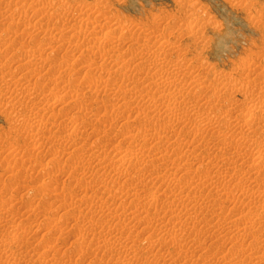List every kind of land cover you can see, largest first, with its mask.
Here are the masks:
<instances>
[{"label": "rangeland", "instance_id": "rangeland-1", "mask_svg": "<svg viewBox=\"0 0 264 264\" xmlns=\"http://www.w3.org/2000/svg\"><path fill=\"white\" fill-rule=\"evenodd\" d=\"M263 69L264 0H0V264H264Z\"/></svg>", "mask_w": 264, "mask_h": 264}, {"label": "bare ground", "instance_id": "bare-ground-1", "mask_svg": "<svg viewBox=\"0 0 264 264\" xmlns=\"http://www.w3.org/2000/svg\"><path fill=\"white\" fill-rule=\"evenodd\" d=\"M46 8H47V6H46ZM43 11H44V12L46 11V14H47V10H44V8H43ZM48 11H49V9H48ZM41 12H42V11H41ZM44 12L41 13V15H42V14H43V15H46V14H44ZM52 13H53V15H54V12H53V11H52ZM49 14L52 15L51 12H50ZM53 15H52V16H53ZM56 15H57V12H56ZM47 16H48V15H47ZM80 26L82 27L83 25H80ZM79 28H80V27H79ZM82 28H83V27H82ZM82 28H81V29H82ZM187 28H188V27H187ZM81 29H80V30H81ZM189 29H190V27L188 28V30H189ZM80 30H79V29L76 30V31H77V34H78V33H81V32H79ZM82 31H85V30L82 29ZM74 33H75V32H74ZM82 33H84V32H82ZM140 33H142V32H140ZM140 33H139L138 36H137V33H136V37H135V38H136V42H134V44H135V43H137V44L140 43V49H144V48H146V46L148 45L149 42L147 43V41H148V40L150 41V38L147 39L146 37H143V36H144L143 34H142V36H141ZM73 35H74V34H73ZM75 35H76V34H75ZM75 35H74V36H75ZM79 35H80V34H78V36H79ZM145 35H146V33H145ZM78 36H77V37H78ZM80 37H81V35H80ZM130 37L133 38L132 36H130ZM135 38H133V39H135ZM133 39H132V41H133ZM104 40H105V39H104ZM156 41H157V39H156ZM156 41H155V42H156ZM158 41H159V40H158ZM161 41H162V40H161ZM164 41H165V40H164ZM164 41L157 43V44H159V45H158L159 47L161 46V47L159 48V50L161 49V50H160L161 52L163 51L162 45H167V43H168V42H167V43H166V42L163 43ZM103 42H104V41H103ZM150 42H151V41H150ZM137 44H136V45H137ZM149 44H150V43H149ZM152 44L155 45L154 41H153ZM169 45H172V44L169 43ZM137 46H138V45H137ZM151 46H152V45H151ZM100 48L102 49V47H100ZM129 50H130V49H129ZM145 50H146V49H145ZM155 50H156V48H155ZM143 51H144V50H143ZM153 51H154V50H153ZM153 51H152V53L156 52L157 50L154 51V52H153ZM129 52H130V51H129ZM168 52H170V51H167V53H168ZM172 52H174V51H172ZM172 52H171V55H172ZM130 53H132V52H130ZM141 53H142V51H141ZM152 53H151V54H152ZM157 53H158V52H157ZM162 53H164V51H163ZM162 53H159L158 55H160V54H162ZM174 53H175V52H174ZM128 54H129V53H128ZM151 54H150V55H151ZM118 55H119V54H118ZM118 55L116 54L115 57L117 58ZM123 55H124V54H123ZM123 55L121 54V56H123ZM132 55H133V53H132ZM144 55H145V54H144ZM158 55L155 54V55H153V57H151V60H150V62H149V64H150L149 67L147 66L148 64H147V65L145 64L146 67H148V69H147L146 71L143 70V73H144V71H145V73H144L145 75H146V74H149V73H151V75H152V73H153V75H154V74L156 75V74L158 73V74H160V75L163 77V79H164V77L167 76V74H169V73H167L166 75L164 74V73H166L165 70L163 71V69H164V64H163V62L165 61V60H164L165 58H164V56H163V59H162V60H164V61H161V58H162V57H160V56H158ZM164 55H166V54H164ZM169 55H170V54H168V56H169ZM127 56H128V55H127ZM127 56H126V58H125V56H123L122 59L125 58V61H126ZM129 56H130V55H129ZM172 56H173V55H172ZM175 56H176V54L174 55V57H175ZM46 57H47V56H46ZM119 57H120V56H119ZM143 57H144V56H143ZM111 58H113V56H112ZM128 58H130V57H128ZM131 58H132V57H131ZM167 58H168V60H169V57H166V60H167ZM46 59H47V58H46ZM46 59H45V60H46ZM119 59H120V58H119ZM45 60H44V61H45ZM112 60H113V59H112ZM114 60H115V59H114ZM114 60H113V61H114ZM127 60H130V59H127ZM147 60H148V57H147ZM115 61H116V60H115ZM119 61H121L122 63H124V61H122L121 59H120ZM130 61H132V60H130ZM130 61H126V62H130ZM136 61H137V60H136ZM138 61H139V59H138ZM142 61H145V59L142 60ZM142 61H141V62H142ZM45 62H46V61H45ZM133 62H134V61H133ZM133 62H132V63H133ZM180 62H181V61H180ZM182 62H183V61H182ZM110 63H111V61H110ZM113 63L115 64V63H118V62H117V61H116V62H112V64H113ZM122 63H120V64H121V65H119L120 67L122 66ZM136 63H137V62H136ZM139 63H140V62H139ZM139 63H138V64H139ZM147 63H148V62H147ZM165 63H166V65H167V62H165ZM175 63H176V62H175ZM184 63L187 64L186 62H184ZM127 64L129 65V63H127ZM127 64L124 63V65H127ZM130 64H131V62H130ZM138 64H135L136 66L131 64V66H132V67H134V66H135V67L140 66V65H138ZM140 64H141V63H140ZM176 64H177V63H176ZM176 64H174L175 66H174V65H172V66H174V67L177 69L178 67H176ZM180 64H182V63H180ZM188 64H189V63H188ZM188 64H187V65H188ZM22 65H23V62H22ZM115 65H116V64H115ZM124 65H123V66H124ZM183 65H184V64H183ZM187 65H186V67H188ZM189 65H190V64H189ZM116 66H118V65H116ZM123 66H122V68H123ZM131 66H130V67H131ZM143 66H144V65H143ZM190 66H191V65H190ZM190 66H189V67H190ZM124 67H125V66H124ZM126 67H127V66H126ZM126 67H125V68H126ZM130 67H128V68H130ZM132 67H131V69H132ZM135 67H134L133 69H135V71H136V68H135ZM144 67H145V66H144ZM174 67H173V68H174ZM179 67H180V69H178V70L183 74L184 77H185V75H186L187 73H188V74L191 73V72L189 73L188 70L186 71V69H185L184 67H182L181 65H180ZM192 67H193V66H192ZM125 68L122 69V70L126 71ZM140 68H141V67H140ZM173 68H171V69L173 70ZM133 69H132L131 71L128 69V70L131 72V75H132V71H133ZM137 69H138V68H137ZM142 69H145V68H142ZM142 69H141V70L139 69V70L142 71ZM128 70H127V72H128ZM139 70H138L137 72H139ZM172 70H171V71H168V72H172ZM192 70H193V69H192ZM192 70H191V71H192ZM263 70H264V69H263ZM162 71H163V72H162ZM174 71H175V70H174ZM122 72H123V71H122ZM176 72H177V70H176ZM176 72H175V73H176ZM133 73L135 74L136 72H133ZM162 73H163L165 76H163ZM178 73H179V72H178ZM0 74H1V73H0ZM126 74L128 75V73H126ZM136 74H137V73H136ZM136 74H135V76H136ZM158 74H157V75H158ZM188 74H187V75H188ZM127 75H126V76H127ZM139 75H140V74H139ZM172 75H175V74L172 73ZM172 75H171V77H172ZM178 75H179V74H178ZM178 75H177V78H178ZM120 76L123 77V75H121V74H120ZM124 76H125V73H124ZM126 76H125V77H126ZM128 76H130V75H128ZM132 76H133V75H132ZM135 76H133V77L130 76L129 78H130V79H131V78L134 79ZM146 76H148V75H146ZM146 76H145V77H146ZM161 76H160V78H161ZM175 76H176V75H175ZM138 77H139V76H137L136 79H138ZM140 77H143V76H140ZM149 77H150V76H149ZM151 77H152V76H151ZM158 77H159V75L157 76V78H158ZM168 77H170V75H169ZM168 77H167V78H168ZM180 77H181V76H180ZM188 77H189V75H188ZM129 78H128V79H129ZM152 78H154V76H153ZM157 78H156V76H155L154 79H157ZM125 79H126V78H125ZM141 79H143V78H141ZM146 79L148 80V78H146ZM149 79H150V78H149ZM163 79H162V80H163ZM178 79H179V78H178ZM180 79H181V78H180ZM195 79H196V78H195ZM109 80H110V79H109ZM126 80H127V79H126ZM126 80H124V81H126ZM134 80H135V79H134ZM134 80H133V81H134ZM144 80H145V79H144ZM144 80H143V81H144ZM162 80L160 79L161 82H162ZM192 80H193V79H192ZM250 80H252V79H249L248 81H250ZM110 81H111V80H110ZM122 81H123V79H122ZM135 81H136V80H135ZM135 81H134V82H135ZM141 81H142V80H141ZM177 81H178V80H177ZM180 81H181V80H180ZM180 81H179V82H180ZM197 81H199V83H200V79L197 80ZM236 81H238L237 78H236ZM248 81H247V83H248ZM111 82H112V81H111ZM111 82H110V83H111ZM131 82H132V81H131ZM146 82H147V81H146ZM158 82H159V81H158ZM164 82H165V81H164ZM164 82H163V83H164ZM169 82H171V83H169V84H171L172 86H178V84H179L178 82L176 83V80H175V79L172 80V81L170 80ZM183 82H185V81H183ZM193 82H194V81H193ZM195 82H196V81H195ZM195 82H194V83H195ZM201 82H203V81H201ZM244 82H245V81H244ZM253 82H255V81H253ZM253 82H250V84H252ZM256 82H257V81H256ZM112 83H113V82H112ZM121 83H123V82H121ZM155 83H156V82H155ZM186 83H188V82H186ZM167 84H168V82H167ZM167 84L164 83L163 85H165V87H166ZM182 84H183V83H182ZM196 84H198V82H197ZM203 84H204V83H203ZM227 84H228V82H227ZM229 84H230V83H229ZM229 84H228V86H229ZM236 84H237V83H236ZM250 84H248V85H250ZM263 84H264V82H263ZM149 85H150V84H149ZM157 85H159V84H157ZM179 85H180V84H179ZM201 85H202V84H201ZM201 85H200L198 88L202 87ZM237 85H239V84H237ZM245 85H246V84H245ZM253 85H254V84H253ZM253 85H252V86H253ZM147 86H148V85H147ZM172 86H171L170 88H172ZM195 86H198V85H195ZM203 86H204V85H203ZM228 86H227V87H228ZM230 86H231V85H230ZM239 86H240V85H239ZM151 87H152V85H151ZM155 87H156V85H155ZM155 87L153 86L154 91L156 92ZM163 87H164V86H163ZM225 87H226V86H225ZM225 87H224V88H225ZM241 87L243 88V85H241ZM262 87H263V85H262ZM262 87H261V88H262ZM141 88H143V87H141ZM141 88H140V89H141ZM147 88H148V87H147ZM170 88H168V89H170ZM175 88H177V87H175ZM182 88H183V86H182ZM182 88H181V89H182ZM211 88H212V87H211ZM236 88H237V86H236ZM242 88H241V89H242ZM244 88H245V87H244ZM247 88H248V87H247V85H246V89H247ZM140 89L138 90V93L142 92V90H143V89H142V90L140 91ZM145 89H146V88H145ZM145 89H144V90H145ZM149 89H150V88H149ZM149 89H148V92H149ZM151 89H152V88H151ZM157 89H159V88H157ZM181 89H180V90H181ZM227 89H228V88H227ZM231 89H232V87H231ZM231 89H230V87H229V90H231ZM239 89H240V88H239ZM144 90H143V91H144ZM164 90H165V88H163V91H164ZM173 90H174V88H173ZM177 90H179V89H177ZM182 90H183V89H182ZM235 90H236V89H235ZM146 91H147V90H146ZM169 91H170V90H169ZM169 91H167V92L169 93ZM171 91H172V89H171ZM150 92H151V91H150ZM152 92H153V91H152ZM157 92H158V91H157ZM157 92H156V93H157ZM165 92H166V90H165ZM167 92H166V93H167ZM173 92H175V90L172 91V94L174 95ZM177 92H178V91H177ZM181 92L183 93V91H181ZM146 93H147V92H146ZM217 93H218V92H217ZM142 94H143V93H142ZM142 94H141V95H142ZM147 94H148V93H147ZM147 94H146V95H147ZM150 94H151V93H150ZM154 94H155V93H154ZM163 94H165V93L163 92ZM163 94H162V96H165V95H163ZM169 94H170V93H169ZM178 94H179V93H178ZM183 94H185V93H183ZM187 94H188V93H187ZM143 95H144V94H143ZM146 95H145V96H146ZM152 95H153V93H152ZM152 95H150V96H152ZM167 95H168V94H167ZM179 95H182V94H179ZM214 95H216V94H214ZM219 95H220V94H219ZM169 96H170V95H169ZM174 96H176V95H174ZM141 97H142V96H141ZM166 97H168V96H166ZM181 97H182V96H181ZM143 98H144V97H143ZM170 98H172V96H171ZM170 98H169V99H170ZM176 98H177V97H176ZM183 98H184V97H183ZM177 99H178V98H177ZM180 99H181V98H180ZM180 99H179V100H180ZM171 100H173V99H171ZM219 100H220V98H219ZM173 101H174V100H173ZM175 102H176V101H175ZM178 102L180 103V101H178ZM262 102H263V101H262ZM230 103H232V102H230ZM7 104H8V103H7ZM250 104H251V103H249V106L247 107V110H246V111H243V110H242V112L240 111V113H239L240 118H241L242 120L245 121V123L243 122L245 125L248 124L249 122H251L253 118H257L255 115H254V117H253V114L255 113L254 110H255V109L257 108V106H259V105H257V103H256V106L254 105V103L251 104V105H250ZM263 104H264V103H263ZM230 105H231V104H230ZM52 106H54V105H52ZM48 107H49V106H48ZM192 107H193V106H192ZM261 107H262V106H261ZM261 107H260V108H261ZM187 108H188V107H187ZM258 108H259V107H258ZM49 109H50V108H49ZM190 109H191V108H190ZM230 109H232V110L234 111V108H233V107H231ZM46 110H47V109H46ZM187 110H188V109H187ZM192 110H193V108H192ZM194 110H196V108H194ZM226 110H229V109H226ZM239 110H240V109H239ZM259 110H260V109H259ZM261 110H262V108H261ZM261 110H260V111H261ZM196 111H197V110H196ZM198 111H199V110H198ZM253 111H254V113H253ZM185 112H186V111H184L183 113H185ZM187 112H189V110H188ZM234 112H238V109H237L236 111H234ZM234 112H233V113H234ZM181 113H182V112H181ZM189 113H191V111H190ZM193 113H194V112H193ZM198 113H199V112H198ZM198 113H197V115H201V119H200L199 116H198L197 119H200V120L204 119V121H205V120L210 121V118H211V120L213 119L212 117H210V116H209L208 114H206V113H201V114H200V113L198 114ZM229 113L231 114V112H229ZM229 113H228V114H229ZM178 114H179V113H177V117H178ZM182 115H183V114H182ZM182 115H179V116L181 117ZM185 115H186V114H185ZM188 115H189V114H188ZM225 115L227 116V113H225ZM225 115H224V116H225ZM224 116H223V118H224ZM174 117H175V115H174ZM177 117H175V118L177 119ZM185 117H186V116H185ZM234 117H235V116H234ZM175 118H174V119H175ZM187 118H189V117H187ZM235 118L237 119V117H235ZM37 119H38V118H37ZM182 119H185V118L182 117ZM241 119H238V120H241ZM263 119H264V118H263ZM177 120H178V119H177ZM180 120H181V119H180ZM213 120H214V119H213ZM213 120H212V121H213ZM260 120H261V119H260ZM34 121H36V120H34ZM172 121H174V120H172ZM178 121H179V120H178ZM191 121H192V120H191ZM204 121H198V122H201V123H202V122H204ZM216 121H217V120H216ZM222 121H223V120H222ZM37 122H38V121H37ZM39 122H40V121H39ZM170 122H171V121H170ZM196 122H197V121H196ZM213 122H215V120H214ZM213 122H212V123H213ZM253 122H254V121H253ZM28 123H29V122H28ZM190 123H191V122H190ZM205 123H206V122H205ZM208 123H211V122H208ZM215 123H217V122H215ZM263 123H264V121H263ZM263 123H260V124H263ZM31 124H32V122H31ZM184 124H185V123H184ZM202 124H204V123H202ZM254 124H256V123H254ZM185 125H186V124H185ZM198 125H199V124H198ZM198 125H197V126H198ZM208 125H209V124L206 123V126H207V127H209ZM32 126H33V125H32ZM195 126H196V125H195ZM202 126H203V125H202ZM206 126H205V128H207ZM257 126H258V124H257ZM257 126H256V127H257ZM261 126H262V125H261ZM261 126H260V127H257V128L260 129V132L263 131V132H261V133L264 134V129L261 130V129H262ZM203 127H204V126H203ZM165 128H166V127H165ZM193 128H194V129H193ZM193 128H192V129L195 131V127H194V126H193ZM250 128H251V127H250ZM190 129H191V128H190ZM197 129H198V130H196V131H197V133H198V132L200 131V127H199V128L197 127ZM203 129H204V128H203ZM209 129H210V127H209ZM246 129H247V128H246ZM251 129H252V128H251ZM251 129H250V130H251ZM258 129H257V132H258ZM220 130H221V129H220ZM248 130H249V128H248ZM253 130H254V129H253ZM253 130H252V131H253ZM189 131H191V130H188V132H189ZM206 131H207V130H206ZM158 132H159V131H158ZM191 132H192V131H191ZM257 132H256L255 134H258ZM152 133H153V132H152ZM189 133H190V132H189ZM197 133H196V134L192 133V134H194V135L198 138V137L201 136V135H199L200 133H199V134H197ZM201 133H202V131H201ZM219 133H220V132H219ZM150 134H151V133H150ZM158 134H159V133H158ZM217 134H218V133H217ZM222 134H224V133H221V135H222ZM225 134H226V133H225ZM228 134L230 135V133L227 132L226 135H228ZM231 134H232V133H231ZM194 135H193V136H194ZM197 135H199V136H197ZM202 135H203L202 138L204 139V134H202ZM155 136H157V134H156ZM190 136H191V134H190ZM190 136H189V137H190ZM193 136H192V139H193V141H195V139H194ZM230 136H231V135H230ZM230 136H228V137H230ZM232 136H233V135H232ZM153 137H154V136H153ZM159 137H160V136H159ZM233 137H234V136H233ZM241 137H242V136H241ZM243 137H244V136H243ZM248 137H249V136H248ZM151 138H152V137H151ZM155 138H157V137H155ZM160 138H161V137H160ZM246 138H247V137H246ZM148 139H149V138H148ZM148 139H147V140H148ZM223 139H224V137H223ZM228 139H229V138H228ZM230 139H231V138H230ZM244 139H245V138H244ZM157 140H158V139H157ZM157 140H156V141H157ZM187 140H188V139H187ZM204 140H205V139H204ZM204 140H203V141H204ZM221 140H222V139H221ZM225 140H226V139H225ZM249 140H250V139H249ZM152 141H153V140H152ZM185 141H186V140H185ZM193 141L190 140V141H189V144H191L190 142L194 143ZM196 141H197V140H196ZM196 141H195V143H196ZM226 141H227V140H226ZM146 142H147V141H146ZM154 142H155V141H154ZM158 142H159V141H158ZM200 142L202 143L201 140H200ZM197 143H198V142H197ZM201 143H199V144H201ZM223 143H224V142H223ZM149 144H150V143H149ZM149 144H148V145H149ZM157 144H158V143H157ZM157 144H156V145H157ZM177 144H180V143H177ZM187 144H188V141H187ZM204 144H205V141H204ZM152 145H153V144H152ZM152 145H151V146H152ZM156 145H155V146H156ZM201 145H202V144H201ZM232 145H233V144H232ZM175 146H176V145H175ZM180 146H181V145H180ZM180 146H177V147H180ZM191 146H192V145H191ZM191 146H189V147H191ZM211 146H212V145H211ZM152 147H153V146H152ZM182 147H183V145H182ZM185 147H186V145H185ZM192 147H193V146H192ZM195 147L197 148V146H195ZM199 147H200V146H199ZM155 148H156V147H155ZM196 148H194V149H195L194 152H196V150H198V149H196ZM187 149H188V148H187ZM187 149H185V151H188ZM201 149H202V148H201ZM153 150H154V149H153ZM178 150H179V148H178ZM178 150H177V151H178ZM156 151H161V150H156ZM156 151H154V153H155ZM174 151H175V149H174ZM180 151H181V148H180ZM190 151H191V150H190ZM190 151H188L189 154H190ZM178 152H179V151H178ZM178 152H177V154H178ZM191 152H193V148H192V151H191ZM151 153H152V152H151ZM158 153H159V152H158ZM160 153H161V152H160ZM185 153H186V152H185ZM188 153H186V156H187ZM198 153H199V152H198ZM200 153H201V151H200ZM26 154H27V153H26ZM152 154H153V153H152ZM175 154H176V152H175ZM177 154H176V156H177ZM182 154H183V153H182ZM153 155H154V154H153ZM178 155H179V154H178ZM180 155H181V154H180ZM183 155H184V154H183ZM192 155H193V154H192ZM155 156L159 157V156H161V155L155 154ZM181 156H182V155H181ZM184 156H185V155H184ZM196 156H197V155H196ZM201 156H202V155H201ZM206 156H207V155H204V157H206ZM231 156H232V155H231ZM153 157H154V156H153ZM157 157H156V158H157ZM197 157H198V156H197ZM197 157H196V159L199 158V157H198V158H197ZM204 157L202 156V158H204ZM209 157H210V156H209ZM154 158H155V157H154ZM161 158H162V156H161ZM179 158H180V156H179ZM179 158H178V159H179ZM202 158H199V160L202 159ZM116 159H119V161L117 160V162H120V164H121V163H124V162L126 161L125 158H120V157H118V158H116ZM147 159H148V158H147ZM152 159H153V158H152ZM152 159H150L151 162H152ZM158 159H159V158H158ZM158 159H156V160H158ZM180 159H181V158H180ZM182 159H184V158H182ZM156 160H154V162H157ZM159 160H160V159H159ZM203 160H204V159H203ZM203 160H202V161H203ZM150 161H148V162H150ZM207 161H209V160L207 159ZM207 161H206V162H207ZM250 161H251V160H250ZM252 161H253V160H252ZM114 162H115V161H114ZM126 162H127V161H126ZM126 162H125V163H126ZM158 162H159V161H158ZM158 162H157V163H158ZM199 162H200V161H199ZM145 163H146V162H145ZM152 163H153V162H152ZM204 163H205V161H204ZM244 163H246V162H244ZM251 163H252V162H251ZM117 164H118V163H117ZM150 164H151V163H150ZM158 164H161V163H158ZM158 164H156L157 167H158ZM254 164H255V163H254ZM148 165H149V164H148ZM154 165H155V163L153 164V167H154ZM203 165H204V164H203ZM251 165H252V164H251ZM144 166H145V165H144ZM150 166H151V165H150ZM159 166H160V165H159ZM161 166H162V164H161ZM147 167H148V166H147ZM151 167H152V166H151ZM155 167H156V166H155ZM157 167H156V168H157ZM180 167H182V166H180ZM148 168H149V167H148ZM252 168H253V167H252ZM153 169H154V168H153ZM161 169H162V168H161ZM191 169H192V168H191ZM198 169H199V168H198ZM142 170H143V169H142ZM149 170H150V169H149ZM151 170H152V168H151ZM156 170H157V169H156ZM159 170H160V167H159ZM187 170H188V169H187ZM251 170H252V169H251ZM137 171H138V170H137ZM137 171H136V172H137ZM139 171H140V170H139ZM144 171H145V169H144ZM154 171H155V170H154ZM165 171H166V170H165ZM136 172H135V173H136ZM151 172H152V171H150V173H148V175H149V174H152V175H153L154 172H152V173H151ZM155 172H156V171H155ZM189 172H190V171H189ZM195 172H196V171H195ZM205 172H206V170H205ZM139 173H140V172H139ZM146 173H147V168H146ZM157 173H158V171H157ZM157 173H155V174H157ZM164 173H165V172H164ZM166 173H167V172H166ZM173 173L175 174V172H173ZM192 173H193V172H192ZM137 174H138V173H137ZM144 174H145V173H144ZM170 174H171V172H170ZM196 174H197V173H196ZM196 174H195V176H196ZM146 175H147V174H146ZM162 175H163V173H162ZM162 175H159V176H162ZM172 175H173V174H172ZM187 175H188V174H187ZM139 176H141V175H139ZM150 176H151V175H150ZM153 176H154V175H153ZM153 176H152V177H153ZM159 176H158V174H157V179H156V180H158V177H159ZM165 176H166L167 179L169 178V177H167V175H165ZM192 176H194V174H193ZM198 176H199V175H198ZM148 177H149V176H148ZM152 177H151V178H152ZM134 178H135V177H134ZM151 178H150V180H151ZM160 178H163V176L160 177ZM164 178H165V177H164ZM164 178H163V179H164ZM166 178H165V179H166ZM176 178H177V177H176ZM178 178H179V177H178ZM182 178H183V177H182ZM188 178H190V177H188ZM188 178H187V179H188ZM200 178H201V177H200ZM136 179H137V178H136ZM148 179H149V178H148ZM152 179H153V178H152ZM163 179H162V180H163ZM191 179H193V177H192ZM191 179H190V180H191ZM194 179H195V178H194ZM130 180H131V179H130ZM132 180H133V179H132ZM140 180H141V179H140ZM150 180H149V181H150ZM159 180H161V179H159ZM176 180H177V179H176ZM190 180H189V181H190ZM170 181H171V180H170ZM170 181H168V183H169ZM173 181H174V178H173ZM177 181H178V180H177ZM150 182H151V181H150ZM152 182H154V181H152ZM158 182H159V181H158ZM162 182H164V181H162ZM171 182H172V181H171ZM178 182H179V181H178ZM191 182H192V181H191ZM191 182H190V183H191ZM164 183L166 184V182H164ZM147 184H148V183H147ZM149 184H150V183H149ZM156 184H157V181H156ZM170 184H171V183H170ZM170 184H169V185H170ZM192 184H193V183H192ZM192 184H191V185H192ZM143 185H144V184H143ZM159 185H160V184H158V186H159ZM169 185H168V188H169ZM161 186H163V184H162ZM161 186H160V187H161ZM170 186H171V185H170ZM109 187H110V186H109ZM163 187H164V186H163ZM163 187H162V188H163ZM185 187H187V186H185ZM165 188H166V185H165V187H164L163 189H165ZM133 189H134V188H133ZM157 189H158V188H157ZM134 190H135V189H134ZM140 190H141V189H140ZM181 190H182V189H181ZM110 191H111V190H110ZM144 191H146V189H144ZM154 191H155V190H154ZM159 191H160V190H159ZM161 191H162V189H161ZM178 191H179V190H178ZM178 191H177V192H178ZM148 192H151V191H148ZM174 192H175V191H174ZM174 192L172 191V193H174ZM186 192H187V191H186ZM134 193H135V192H134ZM153 193H154V192H153ZM172 193H171V194H172ZM148 194H149V193H148ZM160 194H161V192H160ZM178 194H179V192H178ZM180 194H181V192H180ZM180 194H179V195H180ZM144 195H145V194H144ZM158 195H159V194H158ZM176 195H177V194H176ZM181 195H182V194H181ZM183 195H184V194H183ZM183 195H182V196H183ZM147 196H148V195H147ZM147 196H146V197H147ZM182 196H181V197H182ZM134 197H135V196H134ZM156 197H157V196H156ZM184 197H187V196L184 195ZM111 198H112V197H111ZM113 198H114V196H113ZM132 198H133V197H132ZM138 198H139V197H138ZM144 198H145V197H144ZM158 198H159V197H158ZM189 198H190V197H189ZM153 199H156V198H155V195H154ZM178 199H179V197H178ZM178 199L176 198V200H178ZM186 199H188V197H187ZM193 199H194V201H195V198H193ZM136 200H137V199H136ZM136 200H135V201H136ZM151 200H152V199H151ZM156 200H157V199H156ZM156 200H155V201H156ZM173 200H174V199H173ZM189 200H190V199H189ZM135 201H134V199H133V202H135ZM153 201H154V200H153ZM153 201H152V202H153ZM157 201H158V200H157ZM190 201L193 202V200H190ZM190 201H188V202H190ZM197 201H198V200H197ZM197 201H196V202H197ZM115 202H116V201H115ZM145 202H146V201H145ZM145 202H144V203H145ZM170 202H173V201H170ZM170 202H169V203H170ZM175 202H176V201H175ZM175 202H173V203L175 204ZM188 202H187V203H188ZM192 202H191V205H192ZM147 203H148V202H147ZM153 203H154V202H153ZM153 203H152V204H153ZM194 203H195V202H194ZM194 203H193V205L196 206L197 204L195 203V204H196V205H195ZM150 204H151V203H150ZM152 204H151V205H152ZM177 204H178V203H177ZM177 204H176V205H177ZM198 204H199V203H198ZM200 204H201V202H200ZM134 205H136V204H134ZM147 205H148V204H146V206H147ZM168 205H169V204H168ZM191 205H190V206H191ZM148 206H149V205H148ZM169 207H170V206H169ZM191 207L193 208V206H191ZM200 207H201V206H200ZM139 208H140V207H139ZM149 208H150V207H149ZM192 208H191V209H192ZM194 208H195V207H194ZM140 209H141V208H140ZM145 209H147V208H145ZM137 210H139V209H136V211H137ZM143 210H144V208H143ZM147 210H148V209H147ZM221 210H222V209H221ZM261 210H262V213H264V208L261 209ZM136 211H133V212L136 213ZM140 211H142V210H140ZM220 212H221V211H220ZM139 213H141V212H139ZM148 213H149V212H148ZM145 214H146V211H145ZM145 214L143 213V215H145ZM134 216H135V215H134ZM137 216H138V212H137V215L135 216V218H134V217H132V218L136 219ZM145 216H146V215H145ZM262 216H264V215L262 214ZM148 217H149V216H148ZM138 218H140V217H138ZM141 218H142V217H141ZM141 218H140V219H141ZM143 218H144V217H143ZM149 218H150V217H149ZM149 218L147 219V216H146V218H144V219H145V221H147V220H151V219L154 220L153 218H155V217H152V218H150V219H149ZM161 218H162V217H161ZM161 218H159V219H161ZM164 218H165V217H164ZM164 218H162V219H164ZM140 219H138V220H140ZM146 219H147V220H146ZM155 220H156V219H155ZM172 220L174 221L175 219H172ZM140 221H141V220H140ZM142 221H143V219H142ZM145 221H144V222H145ZM158 221H159V220H158ZM178 221H180V220H178ZM181 221H182V220H181ZM181 221H180V222H181ZM147 222H148V221H147ZM147 222H146V223H147ZM153 222L155 223L156 221H153ZM163 222H164V221H163ZM176 222H177V220H176ZM176 222H169V223H175V224H178V223H176ZM180 222H179V224H181ZM184 222H186V221H184ZM151 223H152V222H151ZM159 223H161V222L159 221ZM147 224H149V223H147ZM185 224H186V223H185ZM234 224H236V223H234ZM153 225H154V224H153ZM158 225H160V224H158ZM179 226H180V225H179ZM232 226H233V225H232ZM235 226H236V225H235ZM151 227H152V226H151ZM176 227H178V226L176 225ZM176 227H173L175 231H176V229H175ZM233 227H234V226H233ZM245 227H246V225H245ZM249 227H250V226H249ZM249 227H247V228H249ZM171 228H172V227H171ZM179 228H180V227H179ZM179 228H177V229H179ZM235 228H236V227H235ZM163 229H164V228H163ZM172 230H173V229H172ZM172 230H171V231H172ZM180 230H181V229H180ZM228 230H229V229H228ZM245 230H246V229H245ZM245 230H244V235H247V234H245ZM167 231H168V230H167ZM222 231H224V230H222ZM229 231H230V230H229ZM229 231H228V232H229ZM169 232H170V230H169ZM172 232H174V231H172ZM225 232H226V231H225ZM233 232H234V231H233ZM233 232H232V233H233ZM242 232H243V231H242ZM151 233H152V231H151ZM170 233H171V232H170ZM170 233H169V234H170ZM230 233H231V232H230ZM234 233H235V234H233V235L235 236V235H236V232H234ZM251 233H252V232H251ZM163 234H164V233H163ZM163 234H162V236H163ZM165 234H166V233H165ZM167 234H168V232H167ZM169 234H168V235H169ZM253 234H254V233H252V235H253ZM170 235H171V234H170ZM173 235H174V233H172L171 236H173ZM175 235H176V233H175ZM229 235H230V234L228 233L227 236H229ZM239 235H240V234H239ZM252 235H251V236H252ZM254 235H255V234H254ZM254 235H253V236H254ZM155 236H156V234H155ZM155 236H153V237H155ZM224 236H225V235H224ZM241 236H242V234H241ZM253 236H252V237H253ZM149 237H150V236H149ZM230 237H233V236L230 235ZM235 237H236V236H235ZM246 237H248V236H244L243 238H246ZM255 237L257 238L256 235H255ZM170 238H171V237H170ZM236 238H238V237H236ZM249 238H251V237H249ZM160 239H161V238H160ZM162 239H163V238H162ZM223 239H225V238H223ZM238 239H239V238H238ZM226 240H228V238H227ZM240 240H241V239H240ZM243 240H244V239H243ZM254 240H255V239H254ZM256 240H259V238L256 239ZM256 240H255V241H256ZM246 241H247V239L245 240V242H246ZM260 241H261V240H260ZM171 242H173V241H171ZM199 242H200V241H199ZM199 242H198V243H199ZM201 242H202V241H201ZM256 242H257V241H256ZM254 244H255V243H254ZM257 244H258V243H257ZM174 246H175L176 248L178 247V246H176V245H174ZM200 246H201V245H200ZM233 247H234V246H233ZM178 248H179V247H178ZM199 248H200V247H199ZM199 248H198V250H199ZM202 248L204 249V246H203ZM239 248H240V247H239ZM235 249H236V248H235ZM176 250H177V249H176ZM239 250H240V249H239ZM181 251H182V250H181ZM184 251H185V250H183V252H184ZM233 251H234V250H233ZM241 251H242V250H241ZM193 252H194V250H193ZM193 252H192V253H193ZM173 253H174V252H173ZM185 253H186V252H185ZM185 253H184V254H185ZM186 254H187V256H188V253H186ZM191 255H192V254H191ZM177 256H178V255H177ZM184 256H185V255H184ZM187 256H186V257H187ZM260 257H261V256H260ZM263 257H264V256H263ZM261 258H262V257H261ZM184 259H185V258H184ZM262 259H263V258H262ZM256 261H257V260H256ZM256 261H255L254 263L251 262V261H249V262H251V263H253V264H256ZM258 261H259V260H258ZM260 261H262V260H260ZM187 262H188V261H187ZM190 262L193 263L192 261H190ZM193 264H194V263H193ZM237 264H238V263H237ZM258 264H259V263H258Z\"/></svg>", "mask_w": 264, "mask_h": 264}]
</instances>
